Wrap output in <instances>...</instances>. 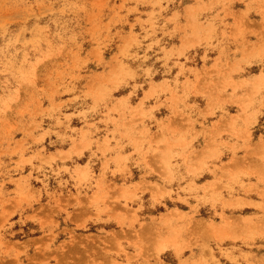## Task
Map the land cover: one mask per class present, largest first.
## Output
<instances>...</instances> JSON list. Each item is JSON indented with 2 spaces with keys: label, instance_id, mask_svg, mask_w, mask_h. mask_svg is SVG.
Here are the masks:
<instances>
[{
  "label": "rangeland",
  "instance_id": "rangeland-1",
  "mask_svg": "<svg viewBox=\"0 0 264 264\" xmlns=\"http://www.w3.org/2000/svg\"><path fill=\"white\" fill-rule=\"evenodd\" d=\"M253 2L264 17V0H0V264H264ZM231 17L240 48L206 65ZM225 144L222 175L178 187L201 192L189 213L170 208L179 170L211 171ZM236 186L260 201H226ZM219 200L261 214L211 216Z\"/></svg>",
  "mask_w": 264,
  "mask_h": 264
},
{
  "label": "crops",
  "instance_id": "crops-1",
  "mask_svg": "<svg viewBox=\"0 0 264 264\" xmlns=\"http://www.w3.org/2000/svg\"><path fill=\"white\" fill-rule=\"evenodd\" d=\"M251 6V10L249 11V13L247 14L246 18L247 20H245V26L248 27L249 29L252 30H247L244 31L243 37H245V39L248 41H256L258 39H263L264 38V17L260 15V13L258 12V6L256 5V3H249L247 5H245V7ZM255 13L258 14V16H254L251 13ZM238 18V17H237ZM243 20V18H239V19H235L233 17L231 18H227L225 20H219V19H215L214 20V25L216 27L215 33L213 34V48L211 49V54L209 56L210 60L208 62H206V65H213V59L215 57H217V55L219 54L221 47H223V50L226 53H229V55H232L234 51H236V49L240 48V44L239 42H241V39L239 38L240 36H233V35H237V30L234 27L239 26L240 27V22ZM242 25V24H241ZM238 43V44H237ZM203 64V63H202ZM199 64L198 65H202ZM201 67V66H199ZM224 69L227 67H223ZM242 70L243 69H251V67L248 66H243L241 67ZM192 101V100H191ZM194 103V102H193ZM259 112V114L256 115V123H258V127L257 125H252L250 126V132L252 135V140L256 141L255 137H254V132L256 131V129L259 130V135H264V108H262L261 106H258L256 108ZM236 112L238 111L237 109L235 110ZM236 112H230L228 111V113H221V112H215L214 115H211V121L209 122L211 125L213 122L217 121L218 119H220L221 117L224 118H229V116L231 114H235ZM207 121V119H206ZM205 123V122H203ZM208 123V127L209 126ZM212 128V127H211ZM221 140H223L224 142H228V143H232L234 142L233 139L228 136V134H226V132H223V134L221 135ZM238 155V154H237ZM231 157V151L229 149V147L223 146V150H222V156L219 159L216 160H211V162H208V168L211 171H207L204 172L206 173L208 176L207 178H204V173L200 174V175H191L189 173H187V171L184 169V167L179 170V174L177 175L178 180L180 181L179 186L176 187V190L181 188V187H186L188 183H190L191 181H193L195 184L197 185H201L203 183H205L206 181H213L216 178H219L222 175V171H221V167L224 165V163H226L229 158ZM216 166V168L214 167ZM213 171V173H212ZM201 177V178H200ZM243 179V182L245 183L246 186H248L250 183H256V178L254 176H249L246 177L245 179ZM220 182L222 184L227 183V179L223 178L220 180ZM258 186H261L262 184L258 183ZM175 188V187H174ZM197 195H201V192L197 190V192L195 191H191V192H184L182 190H177L176 192H174L173 196H171L172 199L170 201V203L172 204V206H170V208H178V210L183 211V212H190V209L186 208L190 205L195 204V197L196 194ZM223 198L226 201L229 200H233L236 198H240L243 201H252V202H259L260 199L258 198L257 194L254 193H246L243 188L241 189L240 187H234V192L233 193H229L226 190L221 192ZM179 197H183L185 198L186 201H179L178 198ZM167 199V200H169ZM175 201V202H173ZM167 203V202H166ZM169 203V202H168ZM183 207H185V209H183ZM208 208H210V206H206ZM220 211H223V213H225L226 215H260L261 212L257 209H255L254 207H250V206H246V207H241V208H230L229 205L224 206L222 201H217L215 203V205L211 204V211H209L211 213V216L215 215V213H219ZM153 213L152 210H148L147 212H144V215H148V213ZM166 210H161L160 213H165ZM237 213V214H236ZM141 216V215H140ZM141 217H145V216H141ZM196 217V216H195ZM197 218V217H196ZM147 220V219H146ZM217 222V220H215ZM194 250V249H193ZM189 250H185L183 252V256L188 254ZM132 253L134 252V250L131 251ZM195 253H199L197 250H194ZM238 253V252H237ZM165 255V254H164ZM170 258H167L164 262L167 264H179L178 262V258L176 257V254H173V252H170L169 254ZM137 261H141V258H138ZM135 263V262H134Z\"/></svg>",
  "mask_w": 264,
  "mask_h": 264
}]
</instances>
